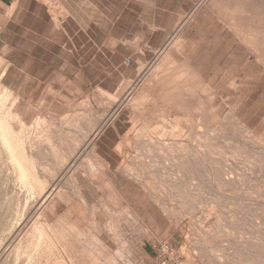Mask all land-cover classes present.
Returning <instances> with one entry per match:
<instances>
[{
    "label": "rangeland",
    "instance_id": "374dc122",
    "mask_svg": "<svg viewBox=\"0 0 264 264\" xmlns=\"http://www.w3.org/2000/svg\"><path fill=\"white\" fill-rule=\"evenodd\" d=\"M187 15L179 23L151 25L160 27V30L148 40L134 39L136 35L145 36L148 29L142 28L141 25L132 26V31L128 32L127 37V55L122 58L120 66L112 64L110 83H105L104 86L100 83L101 87H98L99 81H96L94 90L85 89L87 94L77 97L76 103L71 107V113L64 117H58V120L39 117L27 119L23 123L13 110L15 99L0 86V115H2L0 119L6 118L10 127L9 131L15 139L19 142L22 141L26 156L29 154L27 156L29 159L22 162L18 156H14L11 150L13 146L10 148L7 144L0 142V199H2V202L0 201V224L8 226V228L6 226L4 228L0 225V264H147L145 260L143 263L141 259H153L150 264H159L152 247L160 242H167L173 247L178 264H244L243 260L245 264H250L249 257L251 256V259L255 257L251 264L257 262L264 264V260H259L264 256V237L262 236L264 235V223L262 224L264 222V173L260 175V172L264 170V159H259L262 156L264 158V145H261L264 143V0H198ZM233 17L236 18L233 19ZM233 20L236 21L233 22ZM254 34L260 36L256 37ZM248 39L252 43L248 42ZM255 41L258 43L256 44ZM249 43L250 45H248ZM141 44L147 46L142 48ZM259 45L262 46L259 47ZM166 50L167 52H165ZM166 54L170 63L162 62L161 58H164L163 55L166 56ZM114 59L115 57H112V61ZM161 62L165 65H162ZM166 64L169 68L166 67ZM169 64H172L171 69ZM141 67L146 70L139 73ZM161 69H165L167 72ZM160 71L165 74H161ZM173 71H177L178 76ZM166 74H168V82H174L176 79L174 84L172 83L176 88L168 91V87H163L164 95L161 88L164 82L157 75L164 76ZM171 76L173 79L170 78ZM179 76L181 79L179 78L177 81ZM169 78L173 81H170ZM175 84L180 88V92ZM159 89L162 91L161 93ZM172 90L174 93L176 91L178 93L174 94ZM142 93L143 96L145 94L143 98ZM136 97L139 99L134 102ZM140 97L147 102H141ZM163 97H165L164 100ZM167 102L169 104H166ZM140 103L143 104L140 105ZM162 116L164 117L162 118ZM219 118L222 119L221 124ZM190 122L194 125H191ZM241 122L243 126L247 127L240 125ZM237 123L240 125L238 128L235 126L238 125ZM180 124L183 128L180 127ZM159 125H162L161 129H159ZM228 127L233 131H227ZM240 127L242 131L246 129L247 132H243L246 135L249 133L250 136L248 134L246 137L245 133L241 134ZM154 128L157 131L160 130L158 134ZM132 129L137 132H133ZM162 129L167 131L164 133ZM223 129H227L225 130L227 132L225 133ZM138 130L139 134H142L141 136L138 134ZM154 130L155 132H153ZM151 132L153 133L151 134ZM176 132L178 133L176 134ZM187 132L188 134L191 132L190 136L186 134ZM233 132L236 134L233 135ZM224 133L225 135H223ZM238 133L240 137H237ZM179 134L180 136H178ZM181 134L183 138L186 136V139H181ZM221 134L224 137H221ZM187 135L193 138L190 139ZM203 135L204 137H202ZM225 136H228L229 141L227 137L223 139ZM136 137H139L140 140L139 138L137 140ZM257 137L259 138L257 139ZM146 138L147 141L150 139L152 142L145 141ZM199 138L201 140L203 138V142ZM135 139L138 141L136 147L134 146ZM154 141H162V145ZM177 141L182 143L179 144ZM204 141H207V144ZM170 144L174 146L171 147ZM202 144H206V146L204 147ZM155 146L158 149H154ZM233 146H237L236 150ZM140 147L144 150L142 151ZM163 147L170 150L166 152L167 148ZM184 147H189L188 152ZM198 147L200 149L202 147V149L200 150ZM146 149L151 150L148 151L151 153H146ZM178 149L184 151L176 154ZM256 149H258L257 152L254 151ZM190 150L191 152H189ZM234 150L241 151L236 154ZM250 151L254 152L253 157L258 155V159L262 162L257 161V157L254 158L255 162ZM153 152L155 156L152 154ZM186 152L187 155L191 153L190 156L188 155L189 158L185 155ZM226 152L230 154L227 155ZM159 153L162 157H158ZM162 153L169 157H163ZM203 153L209 157L206 158ZM213 153L218 157L212 156ZM222 153L225 157L227 155L228 160L224 156H221L224 159L219 158ZM180 154H183L184 159H187V161L184 160L185 164H183V157ZM145 155H149V159L156 160L154 157H157L158 162H156L157 160L147 162L148 158ZM150 155L152 156L150 157ZM170 155L174 158L177 157L174 161L176 160L178 165L181 163L188 166L185 168L183 165L178 166L176 162L172 161ZM178 155L180 156L178 157ZM232 156L236 159L233 160ZM160 157L164 158L165 162L160 160ZM190 157L195 158L191 160ZM214 157L219 160L213 159ZM196 162L201 166L206 165L205 167L209 169L205 168L204 171L202 167L203 171H201V166L196 165ZM225 163H228V167H225ZM217 164L222 168L220 166L218 168ZM254 165L257 166H255L257 174ZM122 166L123 168H120ZM124 167L128 172L124 170ZM128 167L130 169H127ZM180 167L183 169L180 170ZM223 167L226 172H223ZM219 169L222 171L220 172ZM129 170L137 173L135 177L134 173ZM216 170H219L218 173H220L218 174ZM205 172L208 175L204 176ZM213 172L219 176V179L222 178L220 179L221 182L223 181L222 184ZM125 173H130L133 176L130 174L127 176ZM183 173L185 176L182 175ZM224 173L225 175H223ZM232 174L235 176L233 177ZM254 175H257L256 178ZM177 176L181 178L180 182H178ZM190 177L192 178L189 179ZM226 177L230 178L226 179ZM76 178L83 181L84 189L82 191L88 197L84 201L77 199L81 191L78 189ZM236 178H240V181L238 182ZM251 178L255 180L252 181ZM230 179L231 182L234 181L232 185ZM32 183L35 185L33 186ZM233 183H236L235 185L238 183V187L234 189L235 192L233 187L236 186ZM111 189L114 195L110 193ZM51 190V197L43 200ZM7 211L9 212L6 213ZM261 214L262 216H260ZM242 220H244V224H242ZM33 223L35 225H32ZM244 226L245 228H243ZM238 228L241 229V233H246L248 230L247 235H242ZM204 232L207 237L202 236L205 234ZM36 233L40 234V237ZM58 234L63 235L61 236L63 247L58 245ZM217 234H220L221 237ZM256 234H260L259 237ZM208 237L210 238L208 239ZM245 239L251 241L247 240L246 242ZM239 241L243 243L241 244ZM230 244L236 246L237 249ZM215 247L216 249H214ZM218 247H223L222 249L226 252ZM229 247L233 248V251ZM205 248L207 250L211 248L212 252H208ZM235 249H239V251L237 252ZM141 250L144 254L143 258L140 255ZM145 251L149 253V258ZM227 252L228 254H226ZM233 256L236 259H233ZM216 257L218 261L215 260ZM238 259L242 261L237 262Z\"/></svg>",
    "mask_w": 264,
    "mask_h": 264
},
{
    "label": "crops",
    "instance_id": "0c3cea01",
    "mask_svg": "<svg viewBox=\"0 0 264 264\" xmlns=\"http://www.w3.org/2000/svg\"><path fill=\"white\" fill-rule=\"evenodd\" d=\"M197 1L0 0V86L15 99L23 123L58 120L96 81L110 83L112 64L120 66L127 55L132 26L146 27L134 39L148 40L160 30L151 25L181 22ZM76 181L77 199H87L83 181Z\"/></svg>",
    "mask_w": 264,
    "mask_h": 264
},
{
    "label": "bare ground",
    "instance_id": "6f19581e",
    "mask_svg": "<svg viewBox=\"0 0 264 264\" xmlns=\"http://www.w3.org/2000/svg\"><path fill=\"white\" fill-rule=\"evenodd\" d=\"M198 3H199V2H198ZM228 11H229V10H228ZM228 11H227V12H228ZM230 11H231V10H230ZM234 12H236V11H234ZM234 14H235V13H234ZM230 15H231V14H230ZM187 16H188V15H187ZM226 16H227V15H226ZM228 17H229V16H228ZM228 17H227V18H228ZM234 18H236V17H233V19H234ZM188 19H189V18H188ZM229 19H230V18H229ZM229 19H228V20H229ZM237 19H238V17H237ZM237 19H236V20H237ZM182 20H183V19H182ZM230 20H231V19H230ZM230 20H229V21H230ZM236 20H235V21H236ZM184 21H185V20H184ZM235 21L233 20V22H235ZM231 22H232V21H231ZM237 22H239V21H237ZM237 22H236V23H237ZM236 23H235V25H236ZM239 23H240V22H239ZM181 24H182V23H181ZM237 24H238V23H237ZM235 25H234V26H235ZM238 25H241V26H242V24H238ZM238 25L235 26V27H238ZM246 25H247V24H246ZM246 25H245V26H246ZM177 27H178V26H177ZM179 27H180V26H179ZM239 27H240V26H239ZM239 27H238V28H239ZM248 27H250V26H248ZM232 28H233V26H232ZM241 28H243V27H241ZM245 28H247V26H246ZM254 28H255V27H254ZM177 29H178V28H177ZM235 29H237V28H235ZM249 29H250V28H248V30H249ZM252 29H253V28H252ZM233 30H234V29H233ZM238 30H239V29H238ZM240 30L242 31V29H240ZM243 30H244V29H243ZM246 31H247V29H246ZM249 31L253 32L252 30H249ZM254 31H256V30H254ZM258 31H259V30H258ZM239 32H240V31H239ZM242 32H243V31H242ZM240 33H241V32H240ZM254 33H256V32H254ZM258 33H259V32H258ZM262 33H263V31H262ZM237 34H238V33H237ZM241 34H242V33H241ZM250 34H251V33H250ZM252 34H253V33H252ZM252 34H251V35H252ZM239 35H240V34H239ZM244 35H245V32H244ZM254 35H255V34H254ZM255 36L258 37V36H260V35L258 34V35H255ZM241 37H242V36H241ZM241 37H240V38H241ZM247 37H248V35H247ZM247 37H246V38H247ZM251 37H252V36H251ZM240 38H239V39H240ZM237 39H238V38H237ZM239 39H238V40H239ZM253 39H255V38H253ZM253 39H252V40H253ZM256 39H257V38H256ZM256 39H255V40H256ZM262 39H263V38H262ZM172 40H173V38L171 39V41H172ZM240 40H241V39H240ZM241 41H242V40H241ZM247 41L250 42L251 40L249 41V39H248ZM257 41H258V40H257ZM255 42H256V41H255ZM246 43H247V42H246ZM251 43H252V41H251ZM257 43H258V42H256V44H257ZM256 44H255V46H258V45H256ZM261 44H262V43H261ZM167 45H168V44H167ZM243 45H244V43H243ZM248 45H250V43H249ZM244 46H245V45H244ZM251 46H252V45H251ZM260 46H262V45H259V47H260ZM252 47H253V46H252ZM263 47H264V44H263ZM253 48H254V47H253ZM261 48H262V47H261ZM261 48H260V49H261ZM160 49H161V48H160ZM248 49H249V48H248ZM255 49H256V47H255ZM257 49H258V47H257ZM263 49H264V48H263ZM261 50H262V49H261ZM162 52H163V51H162ZM165 52H167V50H166ZM165 52H164V53H165ZM261 53H262V52H261ZM259 54H260V52H259ZM170 55H171V54H170ZM259 56H260V55H259ZM163 57H164V58H161V59H163L162 62H167V61L169 60V58L167 57V54H166V56L163 55ZM171 57H173V56H171ZM171 57H170V60L172 59ZM260 59H261V58H260ZM173 60H174V59H173ZM263 60H264V57H263ZM159 61H160V60H159ZM156 62H157V61H156ZM162 62H161V63H162ZM172 62H173V61H172ZM152 63H154V62H152ZM158 63H159V62H158ZM168 63H170V62L168 61ZM163 64L165 65V63H162V65H163ZM144 65L146 66V64H144ZM144 65H143V67H144ZM150 65H151V64H150ZM166 65H167L166 67H168V64H166ZM169 65H170V69H171V65H172V64H169ZM173 65L175 66V64H173ZM157 66H158V65H157ZM160 67H161V65H160ZM172 67H173V66H172ZM176 67H177V66H176ZM176 67H175V68H176ZM178 67H180V66H178ZM178 67H177V68H178ZM154 68H155V67H154ZM154 68H153V70H155ZM168 68H169V67H168ZM149 69H151V68L149 67ZM149 69H148V70H149ZM156 69H157V67H156ZM165 69H167V68H165ZM165 69H161V70L163 71V70H165ZM180 69H181V68H180ZM185 69H186V68H185ZM145 70H146V68L144 69V68L141 67L140 70H139L138 72H139V73H140V71H141V72H144ZM158 70H159V68H158ZM173 70H176V69H173ZM183 70H184V68H183ZM186 70H187V69H186ZM188 70H189V69H188ZM162 71H160V73H161ZM167 71H168V74H170L168 69H167ZM167 71L165 70V72H167ZM179 71H180V70H179ZM156 72H158V71H156ZM173 72H174V71H173ZM173 72H172V73H173ZM176 72H177V71H176ZM176 72H174V73H175V75L178 76V73L176 74ZM180 72L183 73L184 71H180ZM185 72H186V71H185ZM174 73H173V75H174ZM137 74H138V73H137ZM150 74H151V71H150ZM161 74H165V73H161ZM168 74L164 75V76L166 77V80H165V77H164V76H162V75H157V76H160V78L162 79L161 81L164 82V83H162V85H161L162 87L159 86V87L162 88V91H163V87H165V86L169 88V89L167 88L168 91H169L170 89H173V88L175 87V86H173V84H174V82H175L176 79L174 80V82H171V83L168 82V81H167V76H168ZM184 74H185V73H184ZM186 74H187V73H186ZM139 75H140V74H139ZM170 75H171V74H170ZM192 75H193V74H192ZM183 76H185V75H183ZM170 78L173 79L172 76H171ZM170 78H169V80L171 81L172 79H170ZM174 78H176V77H174ZM177 78H178L177 81L179 80V78L181 79L180 76L177 77ZM182 79H183V78H182ZM134 81H135V79H134ZM149 81H150V80H149ZM149 81H148V82H149ZM166 81H167V82H166ZM172 81H173V80H172ZM177 81H176V83H178ZM181 81H182V80H181ZM159 82H160V81H159ZM179 82H180V81H179ZM172 83H173V84H172ZM180 83H182V82H180ZM180 83H179V85L181 86ZM183 84H184V83H183ZM183 84H182V85H183ZM158 85H160V84H158ZM175 85L177 86V84H175ZM186 85H189V84H186ZM180 86H179V87H180ZM194 86H195V85H194ZM204 86H205V85H204ZM133 87H134V85H133ZM183 87H184V85H183ZM161 88H160V89H161ZM175 88H176V87H175ZM175 88H174L173 90H175ZM181 88H182V86H181ZM186 88H187V87H186ZM131 89H132V88H131ZM137 89H138V88H137ZM137 89H136V90H137ZM160 89H159V91H160ZM177 89L179 90L180 88H178V86H177ZM173 90H172V91H173ZM189 90H190V89H189ZM189 90H188V91H189ZM162 91H160V93H161ZM163 92H164V95H165V91H163ZM166 92H167V90H166ZM176 92L178 93V91H176ZM176 92H175V93H176ZM179 92H180V90H179ZM173 93H174V91H173ZM175 93H174V94H175ZM177 93H176V94H177ZM138 94H140V93H138ZM162 94H163V93H162ZM162 94H161V95H162ZM168 94H169V93H168ZM181 94L183 95V93H181ZM148 95H149V94H148ZM148 95H147V97H149ZM169 95H171V94H169ZM179 95H180V93H179ZM129 96H130V95H129ZM144 96H145V94H144ZM144 96H143V93H142V98H143ZM172 96H173V95H172ZM174 96H175V95H174ZM157 97H159V96H157ZM180 97H181V96H180ZM183 97H184V96H183ZM133 98H134V97H133ZM140 98H141V97H140ZM142 98H141V99H142ZM164 98H165V97H163V100H164ZM166 98H167V96H166ZM173 98H174V97H173ZM178 98H179V97H178ZM138 99H139V98L136 97L134 100H133V99H132V100H133L134 102H135V101L137 102ZM160 99H161V97H160ZM174 99H177V98H174ZM179 99H180V98H179ZM181 99H183V98H181ZM144 100H146V99L144 98ZM156 100H157V99H156ZM161 100H162V99H161ZM1 101H3V99H1ZM152 101H154V100H152ZM152 101H151V102H152ZM165 101H166V100H165ZM174 101H176V100H174ZM174 101H173V103H174ZM183 101H184V100H183ZM141 102L144 103L145 101H143V99H142ZM146 102H147V101H146ZM146 102H145V103H146ZM169 102H170V101H169ZM143 103H140V105L143 104ZM163 103H165V102H163ZM149 104H150V103H149ZM166 104H169V103L167 102ZM170 104H171V103H170ZM177 104H179V103H177ZM177 104H175V105H177ZM0 105H1V104H0ZM134 105H135V104H134ZM138 105H139V104H138ZM179 105H180V104H179ZM186 105H187V104H186ZM3 106H4V105H3ZM149 106H150V105H149ZM155 106H156V104H155ZM172 106H173V105H172ZM131 107H133L132 104H131ZM139 107H140V106H139ZM177 107H178V105H177ZM182 107H184V106L182 105ZM188 107H189V106H188ZM194 107H195V106H194ZM1 108H2V107H1ZM185 108H186V107H185ZM2 109H3V108H2ZM132 109H135V108H132ZM181 109H182V108H181ZM197 109H198V108H197ZM135 110H136V109H135ZM150 110H151V109H150ZM187 110H188V109H187ZM132 111H133V110H132ZM5 112H6V111H5ZM2 113H3V112H2ZM7 113L9 114V112H7ZM0 114H1V112H0ZM230 114H231V113H230ZM216 115H217V114H216ZM0 116H2V115H0ZM133 116H134V115H133ZM164 116H166V115H164ZM164 116H162V118H163ZM213 116L215 117V115H213ZM213 116H212V117H213ZM224 116H225V114H224ZM212 117H211V118H212ZM226 117H227V116H226ZM174 118H175V117H174ZM215 118H216V117H215ZM215 118H214V119H215ZM233 118L236 119V117H234V116H233ZM233 118H232V119H233ZM222 119L225 120L224 117H222ZM222 119H221V120H222ZM237 119H238V118H237ZM176 120H177V119H176ZM221 120H220V118H219V121H221ZM6 121H7L6 118H2V119H0V140H1L0 142H2V144H3V143L7 144L8 146H10V148L13 146L11 150L13 151L14 156H18V157L21 159L22 162H25L26 159H29V158L27 157V156H29V154L26 156L27 153H25L24 150H23V147H22V141L19 142L17 139L14 138V136H13V135L11 134V132L9 131L10 127H9V125L7 124ZM177 121L179 122V120H177ZM212 121H213V120H212ZM219 121L217 120V122H219ZM230 121H231V119L229 120V122H230ZM237 121H238V120H237ZM237 121H236V122H237ZM175 122H176V121H175ZM178 122H177V123H178ZM182 122H183V121H182ZM214 122H216V121H214ZM179 123H180V122H179ZM191 123H192V122H190V124H191ZM221 123H222V121L220 122V124H221ZM233 123H234V122H233ZM135 124H136V123H135ZM186 124H187V123H186ZM226 124H227V123H226ZM237 124H238V123H237ZM244 124H246V123H244ZM146 125H149V124H146ZM191 125H194V124H191ZM191 125H190V126H191ZM227 125H229V124H227ZM232 125H233V124H232ZM240 125H242V122H241ZM240 125L238 124V125H235V126L238 128V126H240ZM159 126H160V125H159ZM161 126H162V125H161ZM161 126H160L159 129L162 128ZM163 126H165V125H163ZM242 126H243V125H242ZM244 126H245V125H244ZM244 126H243V127H244ZM154 127H156V126H154ZM166 127H167V126H166ZM174 127H175V126H174ZM177 127H178V126H177ZM180 127H182L181 124H180ZM192 127H193V126H192ZM196 127H197V126H196ZM203 127H204V126H203ZM225 127H226V125H225ZM245 127H247V126H245ZM175 128H176V127H175ZM182 128H183V127H182ZM190 128H191V127H190ZM229 128H230V127H228V130H227V129H223L224 132H225V130H227V131H231V130H229ZM233 128L235 129L234 126H233ZM233 128H232V129H233ZM240 128H241V127H240ZM248 128H249V127H248ZM154 129H156V128H154ZM163 129H165V128H163ZM163 129H162V130H163ZM166 129H167V128H166ZM170 129H172V128H170ZM170 129H169V130H170ZM176 129H177V128H176ZM184 129H185V128H184ZM203 129H204V128H203ZM216 129H217V128H216ZM216 129H215V130H216ZM220 129H221V128H220ZM243 129H244V128H243ZM146 130H147V128H146ZM185 130H186V129H185ZM188 130H189V129H188ZM204 130H205V129H204ZM208 130H209V129H208ZM208 130H207V131H208ZM211 130H213V129H211ZM211 130H210V131H211ZM215 130H214V131H215ZM245 130H246V129H245ZM245 130H243V131H245ZM248 130H249V129H248ZM132 131H133V129H132ZM135 131H136V130H135ZM135 131H133V132H135ZM147 131H148V130H147ZM156 131H157V129H156ZM159 131H160V130L157 131V134H158ZM163 131H164V130H163ZM166 131H167V130H165L164 133H165ZM172 131H173V130H172ZM172 131H171V132H172ZM176 131H177V130H176ZM181 131H182V130H181ZM186 131H187V130H186ZM196 131H197V130H196ZM227 131H226V132H227ZM232 131H233V130H232ZM232 131H231V132H232ZM241 131H242V128H241ZM243 131H242L241 134L247 132V131H245V132H243ZM136 132H137V131H136ZM140 132H141V131H140ZM153 132H155V130H154ZM153 132H151V134H152ZM173 132H175V131H173ZM183 132H185V131L183 130ZM183 132H182V133H183ZM203 132H204V131H203ZM212 132H213V131H212ZM226 132H225V133H226ZM231 132H229V133H231ZM234 132H236V131H234ZM234 132H233V135L236 134V133L234 134ZM239 132H240V131H239ZM251 132H252V131H251ZM142 133H143V135H145L144 132H142ZM145 133H146V131H145ZM149 133H150V132H149ZM164 133H163V134H164ZM177 133H178V132H176V134H177ZM199 133H201V132L199 131ZM205 133H206V132H205ZM205 133H204V135H205ZM208 133H209V131H208ZM213 133H214V132H213ZM213 133H212V134H213ZM216 133H217V131H216ZM216 133H215V135H216ZM222 133H223V131H222ZM225 133H224L223 135H225ZM138 134H139V130H138ZM186 134H188V132H187ZM186 134H185V135H186ZM190 134H191V132H190L188 135L190 136ZM212 134H211V135H212ZM231 134H232V133H231ZM238 134H239V133H238ZM248 134H249V133H248ZM248 134H247V135H248ZM94 135H95V134H94ZM139 135L141 136L142 134H139ZM166 135H169V134L166 133ZM170 135H171V134H170ZM173 135H175V134L173 133ZM181 135H182V134H181ZM188 135H187V137H189ZM193 135H194V134H193ZM197 135H198V134H197ZM204 135H203L202 137H204ZM209 135H210V134H209ZM209 135H207V136H209ZM221 135H222V134H221ZM223 135H222L221 137H224ZM229 135H230V134H229ZM233 135H231V136H233ZM247 135H246V133H245V136H246V137H247ZM129 136H130V135H129ZM133 136H134V135H133ZM153 136H154V135H153ZM158 136H159V135H158ZM162 136H163V135H162ZM178 136H180V134H179ZM195 136H196V135H195ZM212 136H213V135H212ZM219 136H220V132H219ZM241 136H243V135H241ZM249 136H250V134H249ZM127 137H128V136H127ZM134 137H135V136H134ZM134 137H133V138H134ZM159 137H160V136H159ZM163 137H165V136H163ZM185 137H186V136H185ZM185 137H184V138H185ZM196 137H197V136H196ZM196 137H195V138H196ZM198 137H199V136H198ZM205 137H206V136H205ZM213 137H214V136H213ZM226 137H227V139H228V136H225V138H223V139H226ZM237 137H240V134H239V136L237 135ZM91 138H93V137H91ZM137 138H139V137H136V139H137ZM143 138H144V137H143ZM173 138H174V137H173ZM176 138H178V137H176ZM176 138H175V139H176ZM179 138H180V137H179ZM184 138H183V135H182V138H181V139H184ZM189 138H190V137H189ZM192 138H193V137H192ZM192 138H190V139H192ZM207 138H208V137H207ZM209 138L211 139V136H210ZM216 138H217V136H216ZM234 138H235V136H234ZM258 138H259V137H257V139H258ZM127 139H128V138H127ZM136 139H135V141H136ZM160 139H162V138H160ZM181 139H180V140H181ZM185 139H186V138H185ZM190 139H188V140L190 141ZM199 139H200V138H199ZM205 139H206V138H205ZM213 139H214V138H213ZM219 139H220V138H219ZM219 139H218V140H219ZM247 139H248V138H247ZM249 139H251V138H249ZM253 139H254V138H253ZM255 139H256V137H255ZM137 140H138V139H137ZM139 140H140V138H139ZM142 140H143V139H142ZM144 140L147 141V138L144 139ZM149 140H150V139H149ZM149 140H148L147 142H150V143H151L152 141H151V140L149 141ZM173 140H174V139H173ZM200 140H201V139H200ZM200 140H199V141H200ZM203 140H204V139L202 138L201 141L203 142ZM206 140H207V139H206ZM214 140H215V139H214ZM174 141H175V140H174ZM174 141H172V142H174ZM207 141H208V140H207ZM207 141H206V142L204 141V142L207 144ZM210 141H211V140H210ZM210 141H209V142H210ZM222 141H223V140H222ZM228 141H229V139H228ZM231 141H232V140H231ZM233 141H234V140H233ZM245 141L248 142L249 140H248V141L245 140ZM251 141H252V140H251ZM251 141H249V142H251ZM255 141H256V140H255ZM255 141H254V143H255ZM259 141H260V139H259ZM89 142H90V141H89ZM129 142H130V141H129ZM137 142H138V141H136V144H134V146L137 145ZM141 142H142V141H141ZM154 142H156V141H154ZM161 142H162V141H161ZM161 142H156V143H160V145H162ZM246 142H245V143H246ZM252 142H253V141H252ZM85 143H86V142H85ZM143 143H144V142H143ZM143 143H142V144H143ZM164 143H166V142H164ZM177 143L180 144V143H182V142H178V141H177ZM177 143H176V145H178ZM195 143H196V142H195ZM200 143H201V142H200ZM213 143H214V142H213ZM229 143H230V142H228V144H229ZM245 143H244V144H245ZM257 143H259V142H257ZM124 144H125V143H124ZM147 144H148V143H147ZM147 144H144V145H147ZM167 144H168V143H166V145H167ZM171 144H175V143H171ZM171 144H170V146L173 147L174 145L172 146ZM206 144H204V145L202 144V145L205 147ZM208 144H209V143H208ZM215 144H216V143H215ZM83 145H84V144H83ZM152 145H154V144H152ZM163 145H165V144H163ZM166 145H165V146H166ZM187 145H188V144H187ZM193 145H194V144H193ZM229 145H230V144H229ZM241 145H242V144H241ZM254 145H255V144H254ZM256 145H257V144H256ZM261 145L263 146L264 143L261 144ZM2 146H3V145H2ZM8 146H6V147H8ZM134 146H133V148H134ZM137 146H138V145H137ZM150 146H151V145H150ZM150 146H149V148H150ZM168 146H169V144H168ZM182 146H186V145H185V144H182ZM182 146H181V147H182ZM242 146H243V145H242ZM251 146H252V145H251ZM117 147H118V146H117ZM125 147H126V146H125ZM135 147H136V146H135ZM146 147H147V146H146ZM146 147H145V148H146ZM152 147H153V146H152ZM158 147H161V146L158 145ZM178 147L180 148V146H177V148H178ZM186 147H187V146H186ZM186 147H184V148H186ZM225 147H226V146H225ZM233 147H234V146H233ZM244 147H245V146H244ZM260 147H261V146H260ZM260 147H259V148H260ZM118 148L120 149V147H118ZM118 148H117V149H118ZM140 148H141V147H140ZM140 148H139V149H140ZM143 148H144V147H143ZM147 148H148V147H147ZM155 148H156V146L154 147V149H155ZM163 148H164V147H163ZM166 148H167V147H166ZM166 148H164V149H166ZM169 148H170V147H169ZM184 148H183V149H184ZM188 148H189V147H188ZM188 148H186L185 151H187ZM198 148H199V147H198ZM226 148H227V147H226ZM235 148H237V146L234 147V149H235ZM245 148H246V147H245ZM245 148H244V149H245ZM247 148H250V147H247ZM253 148H254V147H253ZM117 149H115V150H117ZM151 149H152V148H151ZM154 149H152V150L154 151ZM156 149H158V148H156ZM161 149H162V148H161ZM172 149H174V148H172ZM194 149H195V148H194ZM199 149H200V148H199ZM201 149H202V147H201ZM201 149H200V150H201ZM204 149H205V148H204ZM204 149H203V150H204ZM230 149L232 150L233 148L231 147ZM251 149H252V147H251ZM251 149H250V150H251ZM254 149H255V148H254ZM260 149H261V148H260ZM263 149H264V148H263ZM263 149H262V151H263ZM5 150H6V149H5ZM80 150H81V149H80ZM136 150H137V149H136ZM141 150H142V148H141ZM143 150H144V149H143ZM143 150H142V151H143ZM168 150H170V149L167 148L166 152H167ZM208 150H210V148H208ZM208 150H207V151H208ZM235 150H236V149H235ZM235 150H234V151H235ZM237 150H238V149H237ZM245 150H246V149H245ZM248 150H249V149H248ZM257 150H258V149L254 150V151L257 152ZM137 151H138V150H137ZM139 151H140V150H139ZM148 151H151V150H149V149L147 150V149H146V153H147ZM173 151H174V150H173ZM173 151H172V152H173ZM175 151H176V150H175ZM183 151H184V150H183ZM183 151H182V150L179 151V149H178V153H177V151H176V154H179V152L181 153V152H183ZM211 151H212V150H211ZM214 151H215V150H214ZM226 151H227V150H226ZM240 151H241V150H239V151H235V152H236V154H237V152L240 153ZM246 151H247V150H246ZM262 151H260V152H262ZM117 152H118V151H117ZM158 152H159V151H158ZM161 152H162V151H161ZM187 152H188V151H187ZM187 152H186L185 155H187ZM189 152H191V150H190ZM202 152H203V151H202ZM202 152H201V154H202ZM212 152H213V151H212ZM230 152H232V151H230ZM256 152H255V153H256ZM146 153H144V154H146ZM148 153H149V152H148ZM150 153H151V152H150ZM150 153H149V154H150ZM156 153H157V152H156ZM164 153H165V152H164ZM168 153H169V152H168ZM193 153H194V152H193ZM193 153H192V154H193ZM206 153H208V152H206ZM206 153H205V154H206ZM215 153H216V151H215ZM215 153H213L212 156H214ZM223 153L225 154V152H223ZM223 153H222V155H220V157H219L220 159H221V158L224 159L223 157H221V156H224V157H225V155H224ZM233 153H234V152H232V154H233ZM250 153H251V155H252L254 152H251V151H250ZM13 154H12V155H13ZM123 154H124V152H123ZM152 154L154 155V152H153ZM159 154H160V153H159ZM162 154H163V153H162ZM165 154H166V153H165ZM165 154H163V157L168 156V155L165 156ZM170 154H171V153H170ZM172 154H174V153H172ZM176 154H175V156H176ZM203 154H204V153H203ZM205 154H204V156H205ZM220 154H221V152H220ZM226 154L229 155L230 153L228 154V153L226 152ZM157 155H158V154H157ZM180 155L182 156L183 154H180ZM180 155H178V157H179ZM188 155L190 156L191 153L188 154ZM188 155H187V156H188ZM210 155H211V154H210ZM218 155H219V154H218ZM227 155H226V157H227ZM234 155H235V153H234ZM241 155H242V154H241ZM254 155H255V154H254ZM10 156H11V155H10ZM142 156H143V154H142ZM145 156H147V155H145ZM145 156H144V158H145ZM148 156H149V155H148ZM148 156L146 157V158H148L147 162H148L149 160H155V159H149ZM151 156H152V155H150V157H151ZM154 156H155V155H154ZM159 156L162 157L161 154L158 155V157H159ZM170 156H171V155H170ZM173 156H174V155H173ZM189 156H188V158H189ZM215 156H217V154H216ZM242 156H243V155H242ZM249 156H250V154H249ZM257 156H258V155H257ZM257 156L255 155V156L253 157V155H252L251 157H252L253 160H254V158L257 157ZM100 157H101V156H100ZM161 157H160V160L162 159ZM168 157H169V156H168ZM171 157H172V156H171ZM182 157H183V160H182V158H180V159L184 162V160H185L186 158L184 159V156H182ZM185 157H186V156H185ZM195 157H196V155H195ZM195 157H194V158H195ZM205 157L208 158L209 156L206 155ZM217 157H218V156H217ZM226 157H225V158H226ZM235 157H236V156H235ZM238 157H239V156H238ZM10 158H11V157H10ZM154 158H156V160H157V157H154ZM175 158H177V157H175ZM175 158L172 157V158H171L172 161H174ZM191 158H192V157H190V159H191ZM194 158H192L191 160H194ZM197 158H198V157H197ZM229 158L232 159L233 156H232V158H231V157H229ZM252 158H251V159H252ZM258 158H259V157H257V159L255 158V159H256L257 161H258L259 159H261V160L264 159L263 156L260 157L259 159H258ZM11 159H12V158H11ZM30 159H31V158H30ZM129 159H130V158H129ZM169 159H170V158H169ZM190 159H188V160H190ZM198 159H199V158H198ZM213 159H217V160H219L218 158H215V157H214ZM230 159H229V160H230ZM234 159H236V158H233V160H234ZM99 160H100V159H99ZM101 160H102V162H103V159H101ZM156 160H155V161H156ZM162 160L165 162V159H164V158H163ZM166 160H167V158H166ZM178 160H179V159H178ZM181 160H179V161H181ZM206 160H207V159H206ZM208 160H209V159H208ZM211 160H212V158H211ZM226 160H228V157H227ZM233 160H231V161H233ZM256 160H254V161L256 162ZM11 161H13V160H11ZM170 161H171V160H170ZM185 161H187V159H186ZM222 161H224V160H222ZM222 161H221V163H222ZM100 162H101V161H100ZM151 162H152V161H151ZM156 162H158V160H157ZM159 162H161V161H159ZM174 162H176V160H175ZM174 162H173V163H174ZM183 162H182V163H183ZM189 162H190V161H189ZM189 162H188V164H190ZM192 162H193V161H192ZM197 162L199 163V161H197ZM197 162H196V163H197ZM203 162H204V161H203ZM203 162H202V164H203ZM213 162H215V161L213 160ZM219 162H220V161H219ZM219 162H218V163H219ZM226 162H227V161H226ZM259 162H262V161L259 160ZM31 163H32V162H31ZM198 163H197L196 165L201 164V163H199V164H198ZM209 163H210V162H209ZM211 163H212V162H211ZM216 163H217V161H216ZM216 163H215V164H216ZM13 164H14V161H13ZM125 164H126V163H125ZM125 164H124V166H125ZM176 164L178 165L179 163L176 162ZM183 164H185V162H184ZM183 164L180 163V165H178V166H182ZM213 164H214V163H213ZM213 164H212V166H213ZM223 164H224V163H223ZM253 164H254V162H253ZM257 164H258V162H257ZM260 164L262 165V163H260ZM14 165H16V164H14ZM14 165H13V166H14ZM33 165H35V164H33ZM71 165H72V164H71ZM105 165H106V164H105ZM121 165H122V164H121ZM217 165H218V168L221 167L219 164H217ZM227 165H228V163H227V164L225 163V167H226ZM35 166H36V165H35ZM183 166H184V165H183ZM186 166H188V165L186 164L183 168H185ZM192 166H194V165H192ZM200 166H201V165H199V167H200ZM205 166H206V165H204V166L202 165V166H201V168H202V167L204 168V171L206 170L205 168H208V167H205ZM219 166H220V167H219ZM222 166H224V165H222ZM255 166H256V165H254V167H255ZM15 167H16V166H15ZM23 167H24V165H23ZM33 167H34V166H33ZM33 167H32V169H33ZM213 167H215V165H214ZM213 167H212V168H213ZM225 167H223V170L225 169ZM227 167H228V166H227ZM254 167H251V168H254ZM256 167H257V166H256ZM256 167L254 168L255 171H256V169H257ZM16 168H17V167H16ZM24 168H25V167H24ZM34 168H35V167H34ZM120 168H123V166L120 167ZM176 168H179V167H176ZM183 168L180 167V170L183 169ZM187 168H188V167H187ZM190 168H191V167H190ZM203 168H202L201 171H203ZM221 168H222V167H221ZM244 168H245V167H244ZM251 168H250V169H251ZM258 168L261 169V167H258ZM127 169H130V167H128ZM192 169H193V168H192ZM196 169H197V168H196ZM196 169H195V170H196ZM208 169H209V168H208ZM208 169H207V171H208ZM216 169H217V168H216ZM254 169H252V170H254ZM25 170H26V169H25ZM120 170H121V169H120ZM122 170H123V169H122ZM124 170H126L125 167H124ZM177 170H179V169H177ZM187 170H188V169H187ZM193 170H194V169H193ZM213 170L215 171V168H214ZM219 170H220V169H219ZM219 170H216L217 173H218ZM228 170H229V169H228ZM252 170H251V171H252ZM258 170H259V169H258ZM36 171H37V170H36ZM130 171L134 173V171L129 170V172H130ZM197 171H198V170H197ZM199 171H200V170H199ZM221 171H222V170H220V172H221ZM231 171H232V170H231ZM255 171H254V172H255ZM34 172H35V171H34ZM123 172H125V171H123ZM126 172H128V171L126 170ZM179 172L181 173V171H179ZM195 172H196V171H195ZM208 172H209V174H210V171H208ZM220 172H219V173H220ZM223 172H226V171L224 170ZM249 172H250V171H249ZM26 173H27V172H26ZM177 173H178V172H177ZM177 173H176V174H177ZM206 173H207V172H205V175H204V176L208 175V174H206ZM213 173H214V172H213ZM219 173H218V174H219ZM230 173H231V172H230ZM234 173H235V172H234ZM251 173L253 174V172H251ZM258 173H259V171H258ZM261 173H264V170H263V172H260V175H261ZM29 174H30V173H29ZM123 174H124V173H123ZM125 174L128 176L130 173H128V174L125 173ZM135 174H137V173H136V172L134 173V177H135ZM172 174H173V173H172ZM176 174H175V175H176ZM184 174H185V173H183L182 175H184ZM187 174H188V172H187ZM190 174H193V173H190ZM236 174H238V173H236ZM247 174H248V176H249V173H247ZM254 174H255V173H254ZM256 174H257V171H256ZM130 175H131V174H130ZM130 175H129V176H130ZM178 175H179V174H178ZM195 175H197V174L195 173ZM214 175H217V174L214 173ZM220 175H222V174H220ZM223 175H225V173H224ZM223 175H222V176H223ZM227 175H228V171H227ZM227 175H226V176H227ZM232 175H233V177L235 176L234 174H232ZM243 175H246V174L243 173ZM258 175H259V174H258ZM263 175H264V174H263ZM263 175H262V177H263ZM21 176L24 177V175H22V174H21ZM27 176H28V175H27ZM131 176H133V175H131ZM136 176H138V175H136ZM184 176H185V175H184ZM184 176H183V177H184ZM197 176H198V175H197ZM200 176H201V175H200ZM228 176H229V175H228ZM237 176H238V175H237ZM237 176H236V177H237ZM254 176H255V178H256L257 175H254ZM90 177H92V176H90ZM138 177H139V176H138ZM177 177H178V176H177ZM179 177H180V175H179ZM179 177H178V178H179ZM209 177H210V176H209ZM214 177H216V176H214ZM224 177H225V176H224ZM250 177H252V176L250 175ZM262 177H259V178L262 179ZM173 178H174V177H173ZM173 178H172V179H173ZM191 178H192V177H190L189 179H191ZM205 178H206V177H205ZM210 178H211V177H210ZM210 178H209V180H210ZM217 178L219 179V176H218V175H217ZM229 178H230V177H228V178L226 177V179H229ZM91 179H92V178H91ZM132 179H133V178H132ZM176 179H177V178H176ZM180 179H181V178H179L178 182H180ZM182 179H183V178H182ZM220 179H222V178L220 177ZM220 179H219V180H220ZM239 179H240V178H239ZM239 179L236 178V180H238V182L240 181ZM248 179H249V178H247V180H248ZM252 179H253V178H251V180H252ZM25 180H26V179H25ZM173 180H175V179H173ZM183 180H184V179H183ZM187 180H188V179H187ZM232 180H233V178H232ZM247 180H246V181H247ZM249 180H250V179H249ZM254 180H255V179H253L252 181H254ZM257 180H258V178H257ZM28 181H29V180H28ZM31 181H32V178H31ZM137 181H138V179H137ZM139 181H140V180H139ZM225 181H226V180H225ZM225 181H224V182H225ZM246 181H245V182H246ZM260 181H261V180H260ZM216 182L218 183V181H216ZM230 182H231V179H230ZM230 182H229V183H230ZM232 182H234V181H232ZM232 182L230 183L231 185H232ZM241 182H242V181H241ZM247 182H248V181H247ZM249 182H251V181H249ZM29 183H30V182H29ZM33 183H34V182H33ZM33 183H32V185H33ZM200 183H201V182H200ZM210 183H211V181H210ZM217 183H215V184H217ZM220 183L222 184L223 181L221 182V180H220ZM220 183H218V184H220ZM225 183H226V182H225ZM30 184H31V183H30ZM176 184H177V183H176ZM181 184H182V183H181ZM191 184H192V182H191ZM203 184H204V183H203ZM221 184H220V186H221ZM227 184H228V183H227ZM233 184H234V183H233ZM235 184H236V183H235ZM235 184H234V185H235ZM34 185H35V184H34ZM34 185H33V186H34ZM171 185H172V184H171ZM228 185H229V184H228ZM234 185H233V186H234ZM237 185H238V183H237ZM237 185H235V186H236L235 188L232 186L234 192H235L234 189H236V188L238 187ZM256 185H257V184H256ZM173 186H174V185H173ZM205 186H206V185H205ZM215 186L217 187V185H215ZM218 186H219V185H218ZM224 186H225V184H224ZM30 187H31V186H30ZM170 187H171V186H170ZM200 187H201V186H200ZM222 187H223V185H222ZM225 187L227 188V186H225ZM228 187H229V186H228ZM232 187H231V189H232ZM242 188H243V187H242ZM242 188H241V189H242ZM52 189H53V188H52ZM58 189H59V188H58ZM79 189H80V188H79ZM165 189H166V188H165ZM168 189H169V188H168ZM178 189H179V188H178ZM216 189H217V188H216ZM231 189H230V190H231ZM239 189H240V187H239ZM107 190H108V189H107ZM111 190H112V189H111ZM156 190H157V189H156ZM194 190H196V189H194ZM198 190H200V189H198ZM198 190H197V191H198ZM222 190H223V188H222ZM226 190H227V189H226ZM237 190H238V189H237ZM244 190H245V189H244ZM244 190H243V191H244ZM246 190H248V189H246ZM260 190H262V189H260ZM80 191H81V190H80ZM109 191H110V190H109ZM172 191H173V190H172ZM181 191H182V190H181ZM191 191H192V190H191ZM200 191H201V190H200ZM224 191H225V190H224ZM231 191H232V190H231ZM254 191H255V190H254ZM38 192H39V191H38ZM78 192H79V191H78ZM236 192H237V191H236ZM239 192H240V190H239ZM79 193H80V192H79ZM79 193H78V194H79ZM110 193L113 194V190L110 191ZM118 193H119V192H118ZM245 193H246V192H245ZM260 193H261V192H260ZM248 194H249V193H248ZM50 195H52V190L48 192V194L45 196V198H44L43 200H45L46 198L51 197ZM113 195H114V194H113ZM246 195H247V193H246ZM79 196H80V195H79ZM83 196H84V195H83ZM221 196H222V195H221ZM243 196H244V195H243ZM80 197H81V196H80ZM2 198H3V197H2ZM228 198H229V197H228ZM41 199H42V198H41ZM87 199H88V198H87ZM176 199H177V198H176ZM218 199H219V198H218ZM1 200H2V199H0V201H1ZM192 200H193V199H192ZM83 201H84V200H83ZM174 201H175V200H174ZM176 201H177V200H176ZM238 201H239V200H238ZM1 202H2V201H1ZM42 202H43V201H42ZM86 202H87V201H86ZM253 202H254V201H253ZM160 203H161V202H160ZM179 203H180V202H179ZM243 203H244V202H243ZM86 204H87V203H86ZM164 204H165V203H164ZM180 204H181V203H180ZM249 204H251V203H249ZM5 205H6V204H5ZM13 206H14V205H13ZM162 206H163V202H162ZM3 207H4V206H3ZM173 208H174V207H173ZM173 208H172V209H173ZM187 208H188V207H187ZM4 209L7 210L6 208H4ZM190 209H191V208H190ZM190 209H189V210H190ZM185 210H186V209H185ZM189 210H188V211H189ZM191 210H192V209H191ZM2 212H3V211H2ZM8 212H9V211H7L6 213H8ZM174 212H175V211H174ZM190 212H191V211H190ZM194 212H195V211H194ZM262 212H263V211H262ZM12 214H14V213H12ZM168 214H169V212H168ZM1 216H3V215H1ZM4 216H5V215H4ZM169 216H170V215H169ZM232 216H233V215H232ZM260 216H262V214H261ZM263 216H264V215H263ZM234 217H235V216H234ZM234 217H233V218H234ZM7 218H8V217H7ZM13 218H14V216H13ZM215 218H216V217H215ZM257 218H258V217H257ZM1 219H2V218H1ZM218 219H219V217H218ZM3 220L5 221V219H3ZM216 220H217V219H216ZM256 220H257V219H256ZM7 221H8V220H7ZM9 221H10V220H9ZM9 221H8V222H9ZM243 221H244V220H242V222H243ZM2 222H3V221H2ZM8 222H7V223H8ZM34 222H35V221H34ZM36 222H37V221H36ZM36 222H35V223H36ZM239 222H240V221H239ZM239 222H238V223H239ZM259 222H260V221H259ZM261 222H262V221H261ZM261 222H260V223H261ZM3 223H4V222H3ZM5 223H6V222H5ZM263 223H264V222H262V224H263ZM242 224H244V222H243ZM0 225L3 226L2 223H1ZM6 225H7V224H6ZM6 225L4 224L3 227L5 228ZM8 225H9V223H8ZM32 225H35V224L33 223ZM227 225H228V224H227ZM232 225H233V224H232ZM249 225H250V224H249ZM258 225H259V224H258ZM263 225H264V224H263ZM259 226H260V225H259ZM3 227H2V228H3ZM6 227L8 228V226H6ZM33 227H34V226H33ZM226 227H227V226H226ZM226 227H224V228H226ZM232 227H234V226H232ZM241 227H242V226H241ZM241 227H240V228H241ZM263 227H264V226H263ZM4 228H3V229H4ZM219 228H220V227H219ZM234 228H235V227H234ZM236 228H237V226H236ZM243 228H245V226H244ZM243 228H241V229H243ZM254 228H256V227H254ZM3 229H2V230H3ZM38 229H39V228H38ZM238 229H239V228H238ZM241 229H239L238 231L240 232ZM246 229H247V227H246ZM4 230H5V229H4ZM4 230H3V231H4ZM225 230H226V229H225ZM230 230L232 231L231 228H230ZM235 230L237 231V229H235ZM243 230H244V229H243ZM252 230H254V229H252ZM261 230H262V229H261ZM40 231H41V230H40ZM43 231H44V230H43ZM218 231H220V230H218ZM228 231H229V228H228ZM236 231H235V232H236ZM245 231H246V230H245ZM247 231H248V230H247ZM247 231H246V233H245V232H242V233L240 232V233H241L242 235H244V234L247 235ZM250 231H251V229H250ZM0 232H1V231H0ZM31 232H32V231H31ZM36 232H37V231H36ZM207 232H209V231H207ZM223 232H224V230H223ZM41 233H42V231H41ZM204 233H205V232H204ZM214 233H215V232H214ZM5 234H6V233H5ZM36 234H37V233H36ZM207 234H208V233H207ZM229 234H230V231H229ZM260 234L262 235V233H260ZM260 234H259V235H260ZM37 235L39 236L40 234H37ZM217 235H218V234H217ZM219 235H220V234H219ZM219 235H218V236H219ZM245 235H244V236H245ZM254 235H255V234H254ZM256 235H258V234H256ZM259 235H258V237H259ZM41 236H42V234H41ZM44 236H47V235H44ZM61 236H63V235H61ZM61 236L58 234V245H59L60 247H63V244H62V242H63L62 240H63V239H62ZM202 236L207 237V236H206V233L203 234ZM228 236H229V235H228ZM262 236L264 237V235H262ZM39 237H40V236H39ZM212 237H213V236H212ZM219 237H221V235H220ZM232 237H233V236H232ZM241 237H243V236H241ZM248 237H249V236H248ZM250 237H251V236H250ZM33 238H34V237H33ZM42 238H43V237H42ZM44 238H45V237H44ZM72 238H73V237H72ZM209 238H210V237H208V239H209ZM246 238H247V237H246ZM252 238H254V237H252ZM252 238H251V240H252ZM255 238H256V237H255ZM260 238H262V237H260ZM15 239H16V238H15ZM205 239H206V238H205ZM232 239H233V238H232ZM234 239H236L235 236H234ZM237 239H238V237H237ZM239 239H240V238H239ZM256 239H258V238H256ZM26 240H27V239H26ZM30 240H31V239H30ZM34 240H35V239H34ZM40 240H41V239H40ZM40 240H39V241H40ZM203 240H204V239H203ZM241 240H242V239H241ZM245 240H246V242H247L248 239H245ZM251 240H248V241H251ZM253 240H254V239H253ZM258 240H259V239H258ZM262 240H263V238H262ZM262 240H261V241H262ZM41 241H42V240H41ZM208 241H209V240H208ZM255 241H256V240H255ZM255 241H254V242H255ZM261 241H260V242H261ZM29 242H30V241H29ZM252 242H253V241H252ZM252 242H251V244H252ZM20 243H21V242H20ZM23 243H24V242H23ZM37 243H38V241H37ZM60 243H61V244H60ZM239 243H241V241H239ZM242 243H243V242H242ZM242 243H241V244H242ZM249 243H250V242H249ZM255 243H256V242H255ZM0 244H1V243H0ZM21 244H22V243H21ZM65 244H66V243H65ZM227 244H228L227 246H229V243H227ZM244 244H245V241H244ZM247 244H248V243H247ZM247 244H246V245H247ZM261 244H262V243H261ZM37 245H38V244H36V246H37ZM67 245H68V244H67ZM217 245H218V244H217ZM221 245H222V244H221ZM230 245H231V244H230ZM263 245H264V244H263ZM38 246H39V245H38ZM222 246H224V245H222ZM231 246L234 247V248L236 247V246H233V245H231ZM231 246H230V247H231ZM238 246L240 247V245H238ZM250 246H251V245H250ZM257 246H258V244H257ZM260 246H261V245H260ZM67 247H68V246H67ZM211 247H212V246H211ZM230 247H229V248H230ZM207 248H208V247H207ZM218 248H220V247H218ZM222 248H223V247H221L220 249H222ZM224 248H225V247H224ZM262 248H263V247H262ZM23 249H24V248H23ZM35 249H36V248H35ZM63 249H64V248H63ZM202 249H203V248H202ZM210 249H211V248H210ZM210 249L207 250V249L205 248V250H207L208 252L211 251ZM214 249H216V247H215ZM214 249H213V250H214ZM230 249H231V248H230ZM230 249H229V251H230ZM232 249H233V248H232ZM232 249H231V250H232ZM236 249H237V247H236ZM236 249H235V250H236ZM217 250H218V249H217ZM222 250H223V249H222ZM227 250H228V248H227ZM235 250H234V251H235ZM254 250H255V249H254ZM16 251H17V250H16ZM35 251H36V250H35ZM207 251H205V252H206L208 255H210ZM214 251H215V250H214ZM232 251H233V250H232ZM236 251L238 252L239 249L236 250ZM65 252H66V250H65ZM211 252H212V251H211ZM217 252H218V251H217ZM223 252H226V251L223 250ZM237 252H236L235 256L237 255ZM242 252H243V251H242ZM33 253H34V252H33ZM234 253H235V252H234ZM239 253H241V252H239ZM243 253H244V252H243ZM15 254H16V253H15ZM18 254H19V253H18ZM21 254H22V253H21ZM211 254H212V253H211ZM214 254H215V252H214ZM214 254H212V255H214ZM217 254H218V253H217ZM221 254H222V252H221ZM226 254H228V252H227ZM244 254L246 255V253H244ZM6 255H7V254H6ZM40 255H41V254H40ZM65 255H66V254H65ZM67 255H68V254H67ZM218 255H220V254H218ZM245 255H244V256H245ZM260 255H261V254H260ZM206 256H207V255H206ZM215 256H216V255H215ZM231 256H232V255H231ZM231 256H230V257H231ZM239 256H240V255H239ZM247 256H248V255H247ZM250 256H251V255H250ZM253 256H254V255H253ZM69 257H70V256H69ZM71 257H72V256H71ZM207 257H208V256H207ZM207 257H206V259H208ZM212 257H213V256H212ZM217 257H218V256H217ZM217 257H216V259H215L216 261H218V260H217ZM222 257H223V256H222ZM251 257H252V256H251ZM251 257H249V258H250L251 263H253V262H254L253 258H255V257H253L252 259H251ZM258 257H259V256H258ZM260 257H261V256H260ZM19 258H20V256H19ZM27 258H28V257H27ZM226 258H228V257H226ZM231 258H232V257H231ZM263 258H264V256L262 257V259L259 258V260H264ZM30 259H32V258H30ZM228 259L230 260V258H228ZM233 259H236V258H234V256H233ZM67 260H69V259H67ZM238 260H239V259H238ZM238 260H237V262H241V261H242V260H241V261H240V260L238 261ZM245 260H247V258H245ZM29 261H30V260H29ZM248 261H249V259H248ZM248 261H246V262H248ZM252 261H253V262H252ZM72 262H73V261H72ZM228 262H230V261H228ZM233 262H234V261H233ZM220 263H222V262L220 261ZM243 263L245 264L244 260H243ZM249 263H250V262H249ZM251 263H250V264H251ZM224 264H225V263H224ZM230 264H232V263H230ZM254 264H255V263H254ZM256 264H258V262H257Z\"/></svg>",
    "mask_w": 264,
    "mask_h": 264
},
{
    "label": "built area",
    "instance_id": "2783aa9c",
    "mask_svg": "<svg viewBox=\"0 0 264 264\" xmlns=\"http://www.w3.org/2000/svg\"><path fill=\"white\" fill-rule=\"evenodd\" d=\"M159 264H178L173 247L167 242H160L153 247Z\"/></svg>",
    "mask_w": 264,
    "mask_h": 264
}]
</instances>
